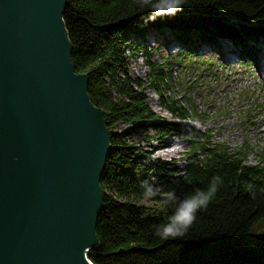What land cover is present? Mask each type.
<instances>
[{
    "label": "trees",
    "instance_id": "obj_1",
    "mask_svg": "<svg viewBox=\"0 0 264 264\" xmlns=\"http://www.w3.org/2000/svg\"><path fill=\"white\" fill-rule=\"evenodd\" d=\"M150 15V7L139 6L137 0H68L63 13L74 71L87 74L89 99L102 110L110 132L111 147L100 181L103 210L95 229L99 244L87 252V259L92 264H264V231L250 242L256 229L264 230V152L256 164H246V145L229 151L222 143H211L209 132L195 127L189 131L171 121L156 123L152 130L159 145L171 135L186 141V165L180 168L175 160H159L146 166L138 162L141 152L130 142L133 131L116 132L119 124L158 119L149 107L147 86L178 121L200 119L193 108L163 100L169 84L162 71L168 63L151 62L140 44L128 42L129 35L140 42L145 35L162 38L176 44L181 53L203 47L216 51L226 44L231 54L246 62L251 51L264 43V0H184L174 15L145 23ZM139 54L150 69L145 80L129 74L127 60ZM241 93L252 97L247 114L264 109L255 93L247 89ZM214 176L222 181L218 191L197 213L187 234L159 239L155 231L173 211L141 204L142 184L154 185L161 195L173 192L185 198L205 190ZM248 185L253 186L254 197ZM155 200L160 198L150 201Z\"/></svg>",
    "mask_w": 264,
    "mask_h": 264
},
{
    "label": "water",
    "instance_id": "obj_2",
    "mask_svg": "<svg viewBox=\"0 0 264 264\" xmlns=\"http://www.w3.org/2000/svg\"><path fill=\"white\" fill-rule=\"evenodd\" d=\"M68 0H0V264H92L110 151Z\"/></svg>",
    "mask_w": 264,
    "mask_h": 264
},
{
    "label": "rangeland",
    "instance_id": "obj_3",
    "mask_svg": "<svg viewBox=\"0 0 264 264\" xmlns=\"http://www.w3.org/2000/svg\"><path fill=\"white\" fill-rule=\"evenodd\" d=\"M144 37L140 42L137 37L129 35L127 40L132 45L140 44L147 51L151 62L168 63L162 71L166 76L164 83L169 84L163 100L172 99L184 108H193L200 119L178 121L160 104V97L153 88L147 86L145 95L149 107L158 119L136 125L119 124L116 130L133 131L130 142L141 152L138 162L153 166L159 160H175L180 168L186 165L187 143L181 137L171 135L162 139L163 146L169 148L167 156L155 157L153 152L148 150L159 145L152 127L156 123L174 121L180 122L189 131L195 127L200 132H209L211 143H222L229 151L246 145L249 150L245 163L256 164L259 154L264 152V109L247 114L248 109L253 107L252 97H242L241 91L247 89L255 93L257 104L264 105V43L257 45V52L253 49L249 60L242 62L234 54L225 61V52L229 53L231 50V46L226 44L216 51L203 47L190 49L189 53H181L172 42L147 35ZM144 60L145 56L140 54L127 60L129 74L134 79H147L150 69ZM138 127L142 128V133ZM176 197V202L184 198L182 195ZM176 202L163 207L160 200L150 201L143 198L141 204L158 207L162 211H173ZM263 231V227L256 229V236L250 242H254Z\"/></svg>",
    "mask_w": 264,
    "mask_h": 264
},
{
    "label": "clouds",
    "instance_id": "obj_4",
    "mask_svg": "<svg viewBox=\"0 0 264 264\" xmlns=\"http://www.w3.org/2000/svg\"><path fill=\"white\" fill-rule=\"evenodd\" d=\"M137 3L141 7H150L151 15L146 17L144 21L148 23L164 14L174 15L177 11L181 10L184 0H155V2L153 0H137ZM221 182L219 176H214L205 190H197L178 202H176L177 197L175 193L168 192L162 196L159 189L154 185L144 182L142 184V195L145 199L151 200L159 197L163 207L176 202L172 214L167 218V222L157 227L155 235L161 240L184 237L195 222L197 213L206 209L211 203ZM248 191L254 197L255 193L252 185H248Z\"/></svg>",
    "mask_w": 264,
    "mask_h": 264
},
{
    "label": "bare ground",
    "instance_id": "obj_5",
    "mask_svg": "<svg viewBox=\"0 0 264 264\" xmlns=\"http://www.w3.org/2000/svg\"><path fill=\"white\" fill-rule=\"evenodd\" d=\"M225 52V51H224ZM225 54H226V58H225V61H228V57L230 56V55H232L231 54V52H229V53H227V52H225ZM263 60H262V63L264 64V55H263ZM261 63V64H262ZM262 64V65H263ZM257 70H258V67H257ZM264 71V70H263ZM164 144H162V146H163ZM162 146H160V145H158L156 148H150V149H148L149 151H151V152H153V154L155 155V157H161V156H167L169 153H168V147H162Z\"/></svg>",
    "mask_w": 264,
    "mask_h": 264
}]
</instances>
